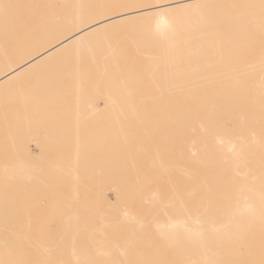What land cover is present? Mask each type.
I'll return each mask as SVG.
<instances>
[{
  "label": "bare ground",
  "instance_id": "1",
  "mask_svg": "<svg viewBox=\"0 0 264 264\" xmlns=\"http://www.w3.org/2000/svg\"><path fill=\"white\" fill-rule=\"evenodd\" d=\"M44 1L0 0V55L6 58L9 54H27L15 64L12 60L0 61V100L8 90L15 87L14 84H24L23 81H29L31 78L36 79L42 74L60 68L71 56L79 54L88 47L89 42L93 41L96 36L110 34L124 28L127 24H136L137 21L149 17L155 18L154 29L163 34V37L164 32L169 28V15L185 20L191 33L200 32L201 26H207L210 29V34L206 40L215 46L203 45L201 41H199L200 46H196L193 44L195 38L191 34L183 40L175 39L174 46H172L173 50H170L167 41L165 54L173 57V61H171L173 64L171 65L172 81L174 83L192 82L189 90L192 92L202 90L203 93L189 94L190 101L187 102L175 100L177 103L174 114H169L167 109L153 111L146 119L147 124L143 126L145 134L141 135L142 142L136 140L135 142L120 144V148L115 150V153L123 155L122 159H117L121 165L113 167L114 173L109 176L113 179L111 183L114 187H120L119 190L115 191L116 195H121L123 201L131 204L135 195L145 191L146 185L150 184L156 187L146 197L153 199V205L149 208L152 216L151 225L146 224L148 216L145 213L148 212V207L146 210H142L143 214L138 221L133 213L129 212V209L122 211L120 216H112V214L107 215L104 212L94 211L90 202L88 208L86 205L84 207L88 211L91 209V215L93 212L95 213L96 219L91 217L97 222L93 220L90 222V226L89 222L86 226L83 222L86 218L84 217L83 220L84 215L81 218L82 222L78 219L74 221V217L78 216V213L82 215V212L84 214L86 212L81 201H77L81 198H77L79 197L77 190L73 192L76 199L71 197L73 198L72 201H70L71 198L68 200L69 207L65 204L68 211L65 212L64 218L67 217L68 213L72 216V211L78 215L75 216L73 213L74 215L70 219H74L71 220V223L65 221L68 226L61 221V225H59L63 227H59L58 231L54 230L56 228L51 231L50 226H47L48 232L45 230L47 235L44 236L46 232H42L45 234L39 235V238L43 237L48 245L52 244L53 246L50 245L49 247H52L48 248L52 250L56 245L58 248V244L54 245L53 243L59 241L57 235L59 231V235L63 232V239L67 236L70 237L71 234L74 235L72 233L74 231L79 234L84 233L85 237L84 234H76L74 238L78 237L80 244L86 241L95 243L97 246L94 244V251H102L101 254L99 252L101 256L103 253H108V249L110 252L114 249L116 251L117 246L115 247L114 244L123 238L121 240H124L122 249H118V253L113 255L109 253L112 256L108 254L106 258L99 255L102 260L99 259L100 257L97 258V254L89 255V252L86 251L87 248L86 250L83 248L84 243L80 245L77 239L73 238L76 241L74 243L71 241L72 244L75 246L76 243L78 244L76 247H72L73 245L70 243L72 245L70 248H73V252H71L73 257L67 255V259L70 257L72 261L73 258L75 261L81 259L82 264L86 259L87 261L90 260V264H105V262L108 264L109 260L110 263L113 262L111 260H114L118 264L117 261L121 262V259L126 260L123 264H233V241L240 239L242 233L254 225L264 226V198L255 195V192L259 190L258 186L264 185V134L258 135L253 128H248L249 134L247 135L236 133L237 129L244 127V124L249 125L251 122L257 121L255 118L264 116V100L259 99L258 89L253 92L256 101L249 99V92L248 97L242 99L241 92L230 88L233 81L228 77L231 73L226 72L225 75H219L224 72H220L218 69L224 67L226 62H231L229 57H231L232 51L233 56H235V51L238 49L233 50V48L243 43L246 37L256 35L255 30L258 31L259 25L249 20H241L238 24L233 22L232 31L230 30L231 21L222 19L221 14L199 20L194 19L193 13L179 14L204 4V2L217 0H143L155 2L149 4L152 7L125 9L114 13L116 15L109 13L107 7L109 4L133 5L134 0H65L63 9L58 13L50 12L51 7L46 6ZM166 1L168 2L164 3ZM259 1H261L258 3L261 8H257L263 9L264 0ZM93 18L96 19L88 22ZM254 19L262 21L264 14L255 15ZM34 21L38 23L37 28L28 29V31L23 29L25 22ZM217 32H223L224 38H218ZM52 35L60 37L45 46L40 44L41 39L51 38ZM25 36L36 38V40L26 46L19 45L16 49H11L6 43L10 38H23ZM216 43L222 44L216 45ZM170 44H172L171 41ZM205 56L215 58L213 68L205 69L203 66L205 64H201V58L205 59ZM262 66L264 63L260 67ZM237 67L240 69L233 73V79L239 83L246 78L247 71L242 69L244 64H239ZM209 77L213 78L209 79ZM75 84H80V81L75 80ZM214 85H216L215 89L213 88ZM259 90L264 92V86H261ZM174 97L182 99L184 96L177 94ZM167 99L169 98H163L160 103L163 105L162 107L168 106ZM194 100L199 101V103L196 104ZM233 111L242 117L231 127L227 121L233 122ZM139 121L143 122L142 120ZM157 136L161 140H158ZM138 137L139 135L136 138ZM147 137L150 140L153 138L157 144L161 145L159 152L166 157L162 159L154 147L157 155L150 159L144 158V160L158 165L144 167L139 159H134V156L140 153L147 155L152 153L150 149L144 147ZM194 151L197 152L195 156L191 154ZM167 156H171V158ZM173 163H177V165H171ZM21 169L22 172L25 171L26 177L28 173L26 174L25 169ZM147 169L149 170L146 173ZM122 171L123 173H120ZM28 177L31 178L32 176L28 175ZM73 177L79 178L76 173L73 174ZM133 179L138 181L142 179L147 182H132ZM160 179L167 180L166 187H168L169 192L167 196L164 194L166 191L163 192L160 189ZM89 188L90 185H87L88 190ZM84 190L81 191V195ZM85 193H87L86 190ZM162 195H165V198ZM70 202H72L73 208L70 206ZM12 205L9 200L0 198V264H39L41 259L46 258L44 255L49 256L48 254L51 253L50 256H52V253H56L59 249L56 250L54 247L53 251L48 253L49 250L45 251L43 248L46 246H42V244L34 249H37L36 252H32L33 244L31 243L34 242L35 246L37 241H32L33 237L31 236V238L26 232L32 223L23 222V224L22 220L20 222L17 216L12 214V211L16 209ZM79 208L81 212H76ZM14 217L17 220L15 224L11 222ZM52 217L54 220L53 215ZM87 217V221H90L89 215ZM56 218L58 217L55 215ZM100 220L101 223H98ZM76 221L79 226L82 224L81 226L85 225L87 228L83 226V229L80 226L78 229L75 227L77 226ZM18 222L23 225H18ZM71 224H75V226ZM24 225L26 227L23 229ZM70 225L71 228L77 229L74 231L71 229L70 232ZM93 227H102V230H99L104 231L102 233H105L107 238H104L105 236L100 232L97 234ZM19 228H22V232L18 230ZM80 228L88 231L83 232L81 230L79 232ZM64 229L65 232L67 230V233L62 231ZM23 232L25 233L24 239ZM48 234L50 240H48ZM52 235L58 236V239L52 238ZM86 235L90 236L88 237L91 241L86 239ZM81 238L86 240H81ZM118 238L120 239L117 241ZM33 239L36 240L35 237ZM40 240L39 243L44 242V240ZM27 243H30L28 247L32 249L27 247ZM174 250L175 256L171 254V251ZM62 253L64 252H60V254ZM170 257L173 258L171 263L167 261V258ZM81 260L78 261V264H81ZM92 260L96 262L94 263ZM69 261L71 262V260ZM77 261L74 263L77 264ZM89 262L85 263L88 264Z\"/></svg>",
  "mask_w": 264,
  "mask_h": 264
},
{
  "label": "rangeland",
  "instance_id": "2",
  "mask_svg": "<svg viewBox=\"0 0 264 264\" xmlns=\"http://www.w3.org/2000/svg\"><path fill=\"white\" fill-rule=\"evenodd\" d=\"M154 2L134 0L133 5L109 4L107 7L110 14L116 15L114 13L125 9L152 7L149 4ZM260 2L259 0H217L204 2V4H200L195 8L179 13H193L196 20L221 14L222 19L231 21L230 30L232 31L233 22L238 24L241 20H249L259 25L258 31L255 30L256 35L246 37L243 43L233 48V50L238 49L235 51V56H233L232 51L231 57H229L231 62H226L224 67L218 69L220 72H224L219 75H225L226 72L231 73L228 77L233 81L230 88L241 92L242 95L240 96L242 99L247 98L249 92L251 101H256V96L253 94L256 89H258L259 99L264 100V92L259 90L261 86H264V66L260 67L264 63V20L258 21L254 19L255 15L264 14V8L258 9L261 8L258 4ZM44 3L46 6L51 7L50 12L58 13L63 9L65 0H45ZM169 17V28L164 32V37L163 34L154 29V17L137 21L136 24H127L124 28L110 34L96 36L93 41L89 42L90 45L88 47L84 48L79 54L71 56L60 68L42 74L36 79L31 78L29 81H23L22 83L24 84L20 82L21 85L14 84L15 87L9 88L11 90H8L0 100V198L9 200L13 204L12 206L16 207L12 214L17 216L19 221L22 220V223L27 224L28 222L29 224L32 223L31 226L27 225L29 228L27 227L28 230H26L30 237H35L36 240L31 237L32 241H37L38 244L34 246V242L31 243L30 241L31 238L29 237L30 240L27 239L34 246H32V249L28 247L30 243H27V247L32 249V252H36L37 249H34L40 244L46 246V248H43L45 251L53 246L50 244L52 246L49 247L50 245L45 242V238H39V235L42 234L41 236H43L45 234L42 232H46L45 230L49 226L51 231L54 228H56L54 230H57L59 227H63L60 226L61 221L64 223L65 221H70L71 223L74 218V221L76 219L80 221L83 215V220L86 217L85 221H83L85 225L93 222L96 219L94 217L95 213L93 212V215H91V209L88 211L84 207L86 205V208H88L90 206L89 202L94 211L96 210L98 213L104 212L107 215L112 214V216H120L122 211H128L127 209H129V212H132L138 221H140V216L143 214L142 210H146V207H148V212L145 213L148 216L146 224L151 225L152 216L149 208L153 205V199L146 197L156 187L155 185H146L145 191L135 195L131 204L125 200L123 201L121 195H116L115 191L119 190L120 187H114L111 183L113 179L109 176L114 173L113 167L121 165V162L117 159H122L123 155L115 153V150L120 148V144L123 145L136 140L142 142L141 135L145 134L143 126L147 124L146 119L153 111L167 109L169 114H174L177 103L175 100L187 102L190 101L189 94L203 93L202 90L197 92L189 90L190 83L193 84L192 82L174 83L172 81L171 65L173 64H171V61H173V57L165 54L167 41L170 50H173L172 46H174L173 42L175 39L180 38L183 40L191 34L195 38L193 44L196 46H200L199 41L203 45L215 46L212 42L206 40V37L210 34V29L207 26H201L200 32L191 33L186 26L187 22L185 20L174 18L175 16L173 15H169ZM95 19L88 20V22ZM37 27L38 23L36 21L25 22L23 25L25 31ZM216 36L220 39L224 38L223 32H217ZM59 37L52 35L51 38L41 39L42 42L40 44L45 46ZM35 40L36 38L28 36L23 38L13 37L6 43L11 49H16L19 45L26 46ZM170 41L172 44H170ZM220 44L222 43H216V45ZM25 56L27 54H9V56L4 58L5 56L2 57L0 55V61L12 60L13 64H15L20 62ZM209 57L201 58V64H205L203 65L205 69L213 68L214 66L215 58ZM239 64H244L242 69H246L247 75L246 78L236 83L233 79V73L240 69L237 67ZM212 78L209 77V79ZM75 80L80 81V84H75ZM213 88L215 89L216 85ZM177 94H181L184 97L177 99L174 97ZM164 97L169 98L167 99V107H162L163 105L160 104ZM194 102L196 104L199 103L197 100H194ZM202 102L205 103L206 101ZM241 117V115L233 111V122L227 121V124L229 126L231 124V127H233ZM255 119L257 121L251 122L249 125L244 124V127L237 129L236 133L247 135L249 134L248 128H253L258 135L264 134V116ZM138 135L139 137L136 138ZM185 137L187 138L186 135ZM157 139L161 140L159 136H157ZM239 141L242 142V140ZM145 146L146 149L152 151L150 155L140 153L134 156V159H139L142 162V166L158 165L144 160V158L150 159L157 155L153 149L154 147H156L158 155L165 159L166 156L159 152L161 145L157 144L153 138L150 140L147 137ZM191 154L195 156L197 152L194 151ZM167 157L171 158V156ZM171 165H177V163ZM76 166L78 167L77 169L75 168ZM21 168L26 170V174L28 173L27 179L25 171L22 172ZM148 170H146V173ZM75 173L79 178L76 177L75 179L73 177ZM120 173H123V171ZM28 175L32 177L29 178ZM47 175L49 177H46ZM132 182L146 183L147 181L133 179ZM166 182V179L159 180L160 189L163 192L166 191L164 194L167 196L169 192ZM87 185H90L89 190ZM258 188L259 190L255 192L256 197L264 198V185H260ZM84 189L87 193H85ZM83 190L85 194L82 192V196L81 191ZM74 191L78 192L77 196L79 197L77 198H82L77 199V201H81L82 207L86 210L85 214L91 218L89 219L90 221H87L88 217L84 212H82V215L80 213L78 215L72 211V216L75 214V216L78 215L79 217L76 216L70 219L72 216L68 213L67 217L65 215L66 218H64L65 212L68 211L65 208V204L69 207L68 200L71 197H76L73 193ZM75 194L77 193L75 192ZM165 195H162V197L165 198ZM71 203L70 206L72 207ZM78 203L80 205V202ZM80 208L76 212H81ZM69 209L72 210L71 208ZM84 209L81 210L83 211ZM55 215L61 219H55ZM91 216L94 217L93 220ZM12 220L13 224L17 221L15 217ZM67 222L64 225L67 224L68 226ZM94 222L97 221L94 220ZM22 223L18 222V225H23L24 223ZM98 223H101V220ZM71 225L69 227L70 232L73 229ZM76 225L73 224L72 226L79 229L82 224L79 226L76 221ZM83 226L81 227L83 228ZM25 227L24 225L23 229ZM64 228L67 229L66 226ZM101 228L96 227L94 229H96L97 234L100 232L104 235L105 233H102L104 231H100L102 230ZM21 229L19 228L18 230L21 231ZM83 229L80 228L79 232ZM67 230L66 232L65 229L62 231L67 233ZM249 230L242 233L240 239L233 241V264H264V226L254 225ZM24 232V235L22 234L23 239L26 233ZM47 232L44 236L47 235ZM59 233L60 231L57 234L60 242L53 243L54 245L58 244V248L57 245L54 247L59 250L56 253H52V256H50L51 253L48 254L49 256L44 255L46 258L41 259L40 263L35 261L36 263L76 264L74 262L77 259L76 261L74 258L73 261L70 259L73 257L71 254L73 248H70V246H75V244H72V242L76 241L73 240L74 235H83L84 233L79 234L77 231L72 232L74 235L69 233L71 236H67L68 240H66L67 238L63 239V232L60 234L62 236ZM28 234L26 233V235ZM49 234L48 240H50ZM55 236L52 235V238ZM86 236V239L91 241L90 236ZM57 237L54 239L57 240ZM37 238L44 240V245L39 243ZM69 238L71 239L69 240ZM75 238L77 239L78 237ZM104 238L107 237L105 236ZM121 240L114 244L115 247L117 246V252L114 249V251H111L113 253H111L108 249V253H103L104 255L102 254V256L100 255L102 251H99L100 254L97 250L94 251L95 243L92 244L93 242L88 243L86 241L87 244H85L86 242L82 241L84 244H80L78 239L77 242L80 245H84V250L87 248L86 251L89 252V255L97 254V258L100 256L106 258L109 253L113 255L118 253V249H122L121 246L124 240ZM78 243H76V246ZM95 246L97 245L95 244ZM54 247L52 250L48 249L49 251L47 252L53 251ZM45 251L44 253L47 254ZM62 251L64 253L60 254ZM171 254L175 256V250L171 251ZM67 255L71 256L68 258L71 262L67 259ZM101 257L99 258L100 260H102ZM172 259V257L167 258V261L171 263ZM78 261L77 264L79 263ZM89 261L86 259L84 264ZM111 261H113L111 262L112 264H116L114 260ZM124 261L126 260L121 259V262L117 261V263L123 264ZM93 262L95 263L96 261ZM111 263L109 260L108 264Z\"/></svg>",
  "mask_w": 264,
  "mask_h": 264
}]
</instances>
